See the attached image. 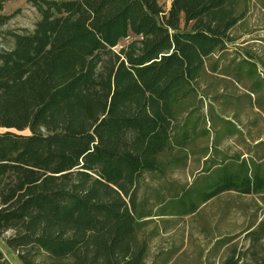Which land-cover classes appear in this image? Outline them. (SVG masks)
Returning a JSON list of instances; mask_svg holds the SVG:
<instances>
[{"label":"trees","instance_id":"1","mask_svg":"<svg viewBox=\"0 0 264 264\" xmlns=\"http://www.w3.org/2000/svg\"><path fill=\"white\" fill-rule=\"evenodd\" d=\"M249 3L171 0L162 17L158 0L44 1L33 31L16 35L0 56V236L13 231L4 242L22 264H149L143 175L198 136L191 122L201 81L217 73L238 85L250 79L244 95L213 98L217 136L237 133L223 116L238 120L243 101L264 109L255 63L245 55L227 61ZM181 18L189 28H180ZM7 19L0 14V24ZM261 146L263 139L245 154L253 159L250 150ZM170 156L177 164L187 154ZM226 164L215 166L204 197L264 192L263 163ZM171 190L158 192L161 215L175 210L181 189ZM246 239L245 251L227 247L222 264H264V211ZM0 264H12L1 250Z\"/></svg>","mask_w":264,"mask_h":264},{"label":"rangeland","instance_id":"2","mask_svg":"<svg viewBox=\"0 0 264 264\" xmlns=\"http://www.w3.org/2000/svg\"><path fill=\"white\" fill-rule=\"evenodd\" d=\"M44 1L49 0H3L0 14L8 16V19L0 24V56L13 48L16 35L33 31L36 22L41 18ZM158 2L164 11L161 16L164 17L171 0ZM179 26L181 29L189 28L183 18ZM232 33L235 41L232 44L234 46L229 49L227 61L245 55L256 65V75L253 78L262 79L264 86V7L260 0H250L245 17ZM131 39L130 34L114 49L119 50ZM204 79L194 100L196 108L193 109L191 122H195L198 136L191 135L186 145H178L172 152L161 156L159 171L152 174L146 172L143 175L139 196L140 205L148 215L143 219L146 223L142 232L149 243V264H222L227 247L235 245L238 251L246 250V229L264 211V192L244 194L229 190L210 197L203 196L205 181L214 180L215 166L223 167L228 165L226 163H231V167L233 164L241 169L243 162L249 167L252 162L264 164V158L258 157L264 155V146L256 151L253 148L250 150L249 153L257 155L253 159L245 154L259 140H264V109L250 108L243 101L239 107L238 120H234L231 111L221 115L224 119H231L230 124L237 131L236 134L225 132L223 136L216 135L217 129L213 127L209 115L211 104L221 112L220 107L213 101L214 97L228 93L244 95L249 92L250 79L245 78L242 85L234 83L231 75L224 76L219 73L209 74ZM259 92L264 97V87ZM250 96L254 100L258 95L254 93ZM182 121L179 125H182ZM4 130L0 128V131ZM22 133L28 131L24 130ZM257 137L259 138L255 140ZM174 152L181 156L187 154V157L177 164H168L170 154ZM239 152L244 154L240 155ZM194 186L199 189L196 190ZM169 188L173 192L178 188L181 190L173 194L175 210L171 214L161 215L160 208L165 202L158 203V192H163L168 197ZM186 188L192 190L189 193L184 192ZM191 205L197 208L193 211ZM12 233V230H8L0 236V250L12 264H22L16 253L7 248L4 242ZM223 239H229V244L219 247Z\"/></svg>","mask_w":264,"mask_h":264}]
</instances>
